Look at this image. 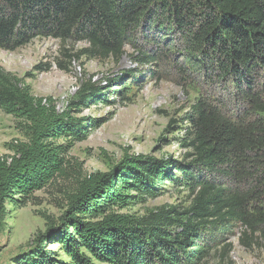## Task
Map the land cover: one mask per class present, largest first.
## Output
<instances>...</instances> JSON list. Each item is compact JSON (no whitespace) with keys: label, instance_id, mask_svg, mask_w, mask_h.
Here are the masks:
<instances>
[{"label":"trees","instance_id":"16d2710c","mask_svg":"<svg viewBox=\"0 0 264 264\" xmlns=\"http://www.w3.org/2000/svg\"><path fill=\"white\" fill-rule=\"evenodd\" d=\"M153 29L162 37L181 32L196 62L191 67L232 81L249 105L247 115L256 119L235 122L200 100L189 118L190 162L176 161L173 170L168 162L127 157L110 173L85 178L47 233L65 258L54 260L43 242L20 264H208L212 245L237 225L252 233L264 228V209L254 205L264 196V181L257 188L236 185L258 175L249 168L264 170V86L257 83L264 73V0H0V49L8 51L40 37L74 39L88 42L92 57L118 58L134 33ZM101 89L86 85L81 106L107 102ZM0 109L29 128L28 144L10 161L0 158L4 215L8 202L25 204L64 173V148L53 141L62 135L84 139L86 126L58 113L51 99L33 96L23 80L2 68ZM166 181L194 196L187 209L164 205L143 216L122 213L139 196H155V186Z\"/></svg>","mask_w":264,"mask_h":264},{"label":"rangeland","instance_id":"374dc122","mask_svg":"<svg viewBox=\"0 0 264 264\" xmlns=\"http://www.w3.org/2000/svg\"><path fill=\"white\" fill-rule=\"evenodd\" d=\"M146 33H134L131 45L118 58L92 57L87 52L90 44L74 39L40 37L14 51L0 49V68L23 80L36 98L51 99L58 113L84 120L86 126L84 139L62 135L53 141L64 148L63 174L34 192L25 204H6V213L0 214V264H20L43 242L44 251L54 260L65 258L57 239L47 233L51 224H59L85 178L110 173L127 157L152 158L171 167L176 161L190 162L189 118L200 100L235 122L256 119L247 115L249 105L232 81L220 78L215 70L191 67L196 62L181 32L174 30L167 37L154 29ZM261 74L260 87L264 86ZM86 85L102 88L108 101L81 106L80 91ZM28 142L27 122L0 109V158L10 161ZM248 171L258 175L236 183L240 189L257 188L264 181L262 168ZM219 179L231 185L232 181ZM167 184H157L155 196H139L122 213L143 216L164 205L187 209L194 196L184 187ZM256 204L264 209V196ZM224 237L212 245L208 264H264V228L252 233L237 225Z\"/></svg>","mask_w":264,"mask_h":264}]
</instances>
